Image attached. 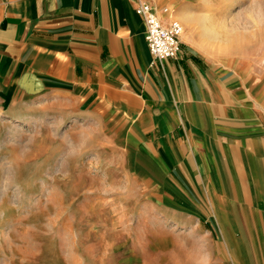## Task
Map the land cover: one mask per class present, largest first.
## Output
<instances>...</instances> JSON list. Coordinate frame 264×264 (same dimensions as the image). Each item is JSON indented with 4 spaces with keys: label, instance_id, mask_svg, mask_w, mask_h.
<instances>
[{
    "label": "crops",
    "instance_id": "obj_1",
    "mask_svg": "<svg viewBox=\"0 0 264 264\" xmlns=\"http://www.w3.org/2000/svg\"><path fill=\"white\" fill-rule=\"evenodd\" d=\"M138 1L0 0V94L100 124L237 264H264V77L198 43L199 0H144L183 26L177 55L155 58Z\"/></svg>",
    "mask_w": 264,
    "mask_h": 264
},
{
    "label": "rangeland",
    "instance_id": "obj_2",
    "mask_svg": "<svg viewBox=\"0 0 264 264\" xmlns=\"http://www.w3.org/2000/svg\"><path fill=\"white\" fill-rule=\"evenodd\" d=\"M196 11L197 31L208 12L217 30L200 35L207 51L264 77V0ZM33 101L0 94V264H237L213 219L151 184L100 124Z\"/></svg>",
    "mask_w": 264,
    "mask_h": 264
},
{
    "label": "built area",
    "instance_id": "obj_3",
    "mask_svg": "<svg viewBox=\"0 0 264 264\" xmlns=\"http://www.w3.org/2000/svg\"><path fill=\"white\" fill-rule=\"evenodd\" d=\"M136 12L144 21V38L150 53L157 59L176 56L183 32L182 24L176 19L162 21L153 7L144 0L138 1Z\"/></svg>",
    "mask_w": 264,
    "mask_h": 264
},
{
    "label": "bare ground",
    "instance_id": "obj_4",
    "mask_svg": "<svg viewBox=\"0 0 264 264\" xmlns=\"http://www.w3.org/2000/svg\"><path fill=\"white\" fill-rule=\"evenodd\" d=\"M204 2H205V0H204ZM206 3H207V1H206ZM206 14L202 13V16L199 18V21H200V19L203 20V22L200 21V23H203V24H201V30H202L203 34H207V36L212 38V37H215L217 35V30L212 27V24H211V22H212L211 17L212 16H211V14L209 12L207 15ZM179 19L182 20V17H179ZM198 43H201L202 46L207 47L205 45V43L202 41H198Z\"/></svg>",
    "mask_w": 264,
    "mask_h": 264
}]
</instances>
